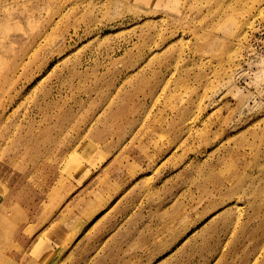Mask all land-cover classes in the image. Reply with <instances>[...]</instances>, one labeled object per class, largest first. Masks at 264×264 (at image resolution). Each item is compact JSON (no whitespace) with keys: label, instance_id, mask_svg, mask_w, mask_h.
<instances>
[{"label":"rangeland","instance_id":"obj_1","mask_svg":"<svg viewBox=\"0 0 264 264\" xmlns=\"http://www.w3.org/2000/svg\"><path fill=\"white\" fill-rule=\"evenodd\" d=\"M263 13L0 0V264H264Z\"/></svg>","mask_w":264,"mask_h":264},{"label":"built area","instance_id":"obj_2","mask_svg":"<svg viewBox=\"0 0 264 264\" xmlns=\"http://www.w3.org/2000/svg\"><path fill=\"white\" fill-rule=\"evenodd\" d=\"M247 47V60L264 62V13L262 17L257 18L254 28L250 33Z\"/></svg>","mask_w":264,"mask_h":264},{"label":"bare ground","instance_id":"obj_3","mask_svg":"<svg viewBox=\"0 0 264 264\" xmlns=\"http://www.w3.org/2000/svg\"><path fill=\"white\" fill-rule=\"evenodd\" d=\"M247 44H248V42H247ZM247 50H248V47L246 46V51H245V53L247 52ZM258 63H259V64H264V62H262V61H261V62H257V64H258ZM3 183H4V182H3ZM2 185H3V184H2ZM2 185H0V186H2ZM3 188H4V187H3ZM3 188H2V189H3ZM5 231H6V229H5L4 225H3V223L0 222V238L4 236ZM34 247H35V248H34V251H35V250L39 247V244H38V245L35 244Z\"/></svg>","mask_w":264,"mask_h":264}]
</instances>
